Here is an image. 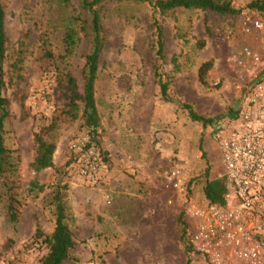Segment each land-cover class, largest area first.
<instances>
[{
    "label": "rangeland",
    "instance_id": "rangeland-1",
    "mask_svg": "<svg viewBox=\"0 0 264 264\" xmlns=\"http://www.w3.org/2000/svg\"><path fill=\"white\" fill-rule=\"evenodd\" d=\"M0 1L11 114L4 144L15 158L11 180L21 204L18 222L10 223L0 179V264H40L47 249L32 238L36 228L46 234L53 230L56 192L63 195L65 222L77 243L64 264H210L192 246L185 253L177 218L182 214L187 228L188 203L207 201L205 180L225 177L216 126L233 115L250 84V70L262 65L252 66L244 51L264 58V34H250L249 20L264 21V15L250 11L249 0H230L239 11L234 15L177 9L160 16L147 2L101 7L105 42L94 85L100 122L94 137L103 165L99 182L86 185L68 147L87 130L83 120L65 116L63 75L73 77L81 93L85 57L92 48L89 18L80 0ZM154 22L161 28V55ZM68 27L77 32L69 55L63 43ZM206 62L212 66L203 86L197 72ZM155 66L168 100L161 96ZM186 106L212 123L192 121ZM52 122L56 127L44 135ZM39 132L56 148L53 166L36 174L31 164ZM174 167L193 187L185 196L165 177ZM260 261L264 264V248Z\"/></svg>",
    "mask_w": 264,
    "mask_h": 264
},
{
    "label": "built area",
    "instance_id": "built-area-1",
    "mask_svg": "<svg viewBox=\"0 0 264 264\" xmlns=\"http://www.w3.org/2000/svg\"><path fill=\"white\" fill-rule=\"evenodd\" d=\"M250 34H264V21L250 18ZM252 66L250 84L237 102L233 115L216 126L222 152L227 191L223 205L190 201L185 213L189 243L210 264H261L264 248V58L244 51ZM79 179L96 185L101 178L102 157L88 136L69 143ZM180 170L171 168L165 176L169 186L185 196L188 189Z\"/></svg>",
    "mask_w": 264,
    "mask_h": 264
},
{
    "label": "trees",
    "instance_id": "trees-1",
    "mask_svg": "<svg viewBox=\"0 0 264 264\" xmlns=\"http://www.w3.org/2000/svg\"><path fill=\"white\" fill-rule=\"evenodd\" d=\"M115 2H135L143 3L147 2L154 13L166 15L177 9L185 10H200L211 11L220 15H234L239 11L235 9L230 0H80V6L85 15L89 18L88 24L90 26V33L92 36L91 51L85 57V66L83 71V85L81 93L76 90V82L69 74L63 75V84L65 86V116L69 120L81 119L83 120V126L87 130V136L90 143L95 149H98V145L95 141V134L99 129V115L96 107V101L94 96V85L97 79L98 71V59L100 53L104 47V35L103 27L100 17V9L104 5ZM247 8L250 11L264 15V0H249ZM5 11L0 1V179H2V193L3 197V210L7 220L16 224L19 218L20 201L18 200L16 192H14V183L11 177L16 172V162L13 157V152L9 150L4 144L5 134V122L10 118V100L6 97V82L4 73V63L7 54L8 39L5 32ZM84 22V21H83ZM86 22V21H85ZM154 28L157 35L158 55L162 54V33L159 25L154 22ZM64 50L66 54H70L77 43V32L72 27H68L64 35ZM49 60L53 59V55L45 51L44 54ZM211 62L203 63L198 68V80L201 85L207 86V73L210 70ZM154 76L158 79L160 85V92L163 100H168L167 97V85L163 83L161 75L159 74L158 67H154ZM81 102V106L79 105ZM22 107V120L27 118V114L24 112V104L21 102ZM189 117L194 122H200L204 125L211 124L212 122L197 115L192 109L186 106ZM25 111V110H24ZM56 124L52 122L48 125L45 134L54 130ZM35 157L31 164L33 171L37 174L40 171L51 168L53 166L52 157L55 151V144L44 139L43 133L35 134ZM101 153V152H100ZM102 155V154H101ZM32 184H36L35 181ZM227 191L226 178L206 179L202 193L205 200L210 203L223 205V196ZM53 203H55V222L54 228L50 234L42 232L41 229L36 228L32 241L39 246H44L47 251L40 259V264H63L68 261L70 251L73 250L77 243L74 239V235L66 221L65 205L63 202V195L56 192L53 196ZM177 223L180 228V240L184 244V251L186 254H190L193 250L191 244L188 242L186 233V223L180 214L177 218ZM9 244H12L9 243ZM8 244V245H9ZM7 246V249L8 250Z\"/></svg>",
    "mask_w": 264,
    "mask_h": 264
},
{
    "label": "crops",
    "instance_id": "crops-1",
    "mask_svg": "<svg viewBox=\"0 0 264 264\" xmlns=\"http://www.w3.org/2000/svg\"><path fill=\"white\" fill-rule=\"evenodd\" d=\"M101 171H102V170H101ZM101 175H102V173H101ZM75 190H76V189H75ZM78 191H80V190H78ZM64 263H65V262H64ZM64 263H63V264H64Z\"/></svg>",
    "mask_w": 264,
    "mask_h": 264
}]
</instances>
